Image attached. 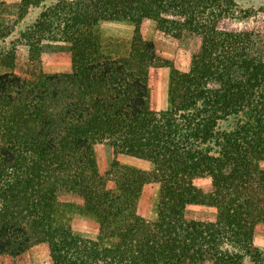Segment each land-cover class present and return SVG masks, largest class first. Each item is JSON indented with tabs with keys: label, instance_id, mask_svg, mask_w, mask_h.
I'll list each match as a JSON object with an SVG mask.
<instances>
[{
	"label": "trees",
	"instance_id": "1",
	"mask_svg": "<svg viewBox=\"0 0 264 264\" xmlns=\"http://www.w3.org/2000/svg\"><path fill=\"white\" fill-rule=\"evenodd\" d=\"M45 2L0 0V264H33L38 245L47 264H264V7ZM147 19L191 50L186 68L145 39ZM51 42L67 47L69 72L44 69ZM192 205L215 220L191 217Z\"/></svg>",
	"mask_w": 264,
	"mask_h": 264
},
{
	"label": "rangeland",
	"instance_id": "2",
	"mask_svg": "<svg viewBox=\"0 0 264 264\" xmlns=\"http://www.w3.org/2000/svg\"><path fill=\"white\" fill-rule=\"evenodd\" d=\"M12 1V0H7ZM57 0H46L44 5H49ZM239 4L250 8L264 7V0H236ZM43 6L33 7L30 13L22 22L20 29H24L27 25L32 24ZM104 27L107 29H119L125 31L133 30V26L126 23L106 22ZM142 33L145 39L153 41L156 45L157 52L164 58L173 61L178 67L186 68L191 58V50H184L178 47L169 39L161 36L156 31V23L153 20H145L142 25ZM44 69L49 73L69 72L71 70V54L63 43L51 42L47 44L43 54ZM169 81L170 68L161 67L158 70L155 79V104L158 110H165L169 105ZM121 163L133 165L139 168H149V163L145 160L135 157L121 155L119 157ZM264 168V161L261 163ZM200 187L205 191L211 190V184L208 180H202ZM188 213L191 217L203 220H215L216 209L210 205H192L189 207ZM256 245L264 251V225H260L257 229ZM29 259L33 264H47L49 260V250L46 245H38L29 252ZM107 264V263H100ZM251 264V263H250Z\"/></svg>",
	"mask_w": 264,
	"mask_h": 264
}]
</instances>
